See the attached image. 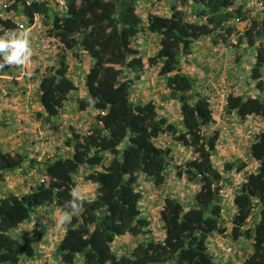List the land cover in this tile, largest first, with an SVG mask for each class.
Wrapping results in <instances>:
<instances>
[{"label": "trees", "instance_id": "obj_1", "mask_svg": "<svg viewBox=\"0 0 264 264\" xmlns=\"http://www.w3.org/2000/svg\"><path fill=\"white\" fill-rule=\"evenodd\" d=\"M12 1L14 9L23 4ZM66 1L63 15L51 0L20 7L42 14L46 33L65 47L30 97L42 107L35 111L40 126L56 125L54 148L37 160L26 148L0 147V183L7 172L36 168L26 188L0 197V264H264V8L247 7V0H175L169 15L149 11L144 19L138 0ZM202 38L230 49L237 65L222 114L228 122H261L246 154L219 166L212 158L222 130L213 126L214 72L200 78L183 67L202 62L194 53ZM86 60L81 78L76 68ZM150 76L166 87L161 101L137 96L136 85ZM171 100L174 118L164 113ZM180 148L190 150L182 161ZM171 170L193 192L165 193ZM235 177L242 182L234 184ZM83 183L93 195L80 193V210L59 222ZM146 185L162 195L157 220L145 209ZM216 237L236 252L234 260H217L209 246ZM48 238L56 243L44 252Z\"/></svg>", "mask_w": 264, "mask_h": 264}, {"label": "crops", "instance_id": "obj_2", "mask_svg": "<svg viewBox=\"0 0 264 264\" xmlns=\"http://www.w3.org/2000/svg\"><path fill=\"white\" fill-rule=\"evenodd\" d=\"M175 3V0H138L137 2V7L140 10V12L142 13L144 19H145V13L151 11L153 13H157V14H161V15H169L170 13V6ZM152 40H153V36H150L148 38V40H146L143 45H147L151 47H154V45L152 44ZM195 52L194 53H198V57L196 60L197 63H200L201 60L202 62L200 64H196V63H191L190 64V70H187V68H184L185 71L187 72H193V73H197L199 72V77L202 78L203 74L202 71H213L214 75H215V82H217V84H215V90L217 91L218 97H217V102L216 104L213 103V107H214V127H219L221 126V128H223L222 125L225 126V120L228 121L229 117L225 116L224 114H222L223 112V100L221 99L220 95H219V91L221 89L222 85L221 82L224 81V78L227 79V81H225L226 86H223L222 89L224 90H229L230 87L227 88L228 85L232 84L234 79L232 78H237L236 76V67L237 65L235 64V61L233 60L232 57V52L230 51V49H228L227 47H223L221 45H214L212 43L211 38H202L200 39L198 42H196L195 46ZM150 50V49H149ZM186 64H183V67H186ZM89 67V61L86 60L85 62H83L82 64H78L77 68H76V72L79 73V75H81V78L84 75V72L87 70V68ZM196 71V72H195ZM201 71V72H200ZM148 73L153 72V70H149L147 71ZM209 73V72H208ZM230 73V74H229ZM229 74V75H228ZM230 75L234 76L232 78H230ZM152 77H154V80H156L155 76H150V81L148 83V81L146 80V86L147 83L150 84L152 86V82L153 79ZM145 78H143L144 80ZM157 84L156 86L158 88H162L163 90L160 91V93L162 94L166 87H163V81L161 78L157 79ZM231 82V83H230ZM140 83V82H139ZM143 83V82H141ZM137 86V94H139V92L144 93L143 95H137L140 96L141 98H146V97H155L158 101H161L158 99V97H156L155 95H153L154 92L153 90H157L155 87H150L149 89L141 91L143 90L142 87H140L139 84L136 85ZM149 87V86H148ZM213 89V90H214ZM242 90V89H241ZM83 93V86L80 85V89H79V95H81ZM220 97V98H219ZM23 101L24 98L23 96L17 95V96H10L9 98L5 99L4 105L2 107H0V147L3 149H9V150H15L17 151L19 148H26L28 150V152L30 153V156L33 155V153L36 155L37 160L42 159L41 156L44 155H48L50 153V151H52V149L54 148L53 144L55 143V139L57 138V133H56V125H49V124H45L44 128H42L40 125V120L35 119V107L38 103H36L35 101H32L30 99V107L29 110L24 109L23 105ZM170 107L165 106L164 109V113L169 116V117H175V112L173 110H170V108H173L176 110L177 108V103H175L174 101L171 100ZM90 115V113H79V116H83L82 121L83 123L87 122L88 116ZM78 115V114H76ZM225 117V118H224ZM228 117V119H227ZM4 123H2V121H4ZM86 121V122H85ZM80 122V121H79ZM81 123V122H80ZM230 124H234L236 123V125H239L242 129L243 132L246 133V137L247 132H250L251 138L254 136V134L256 132H258L259 127L261 126V122L259 120H256L255 118L248 116L245 119H238V118H232L230 119V121L228 122ZM3 124V125H2ZM5 125V126H4ZM23 125V126H22ZM81 124H79V126H81ZM61 125H58V127L60 128ZM212 126V127H213ZM21 127H26L23 128V131L21 130ZM56 129V130H55ZM237 129V128H236ZM17 130V131H16ZM223 130V129H222ZM220 131V142H222V144H220V142L217 144L214 155H212V158L214 160V163L216 166H219V164H221V162H223L225 159H232L236 156H242L246 154V150H247V146H248V142L249 140L246 142V144H240L241 150L244 153H240V150L238 151V153H233L230 152L229 150H234V149H230L229 146L230 142H232V140H236L237 136H240V133H231L229 131L226 132V128H224V131ZM16 131V133H15ZM52 133H54V137L52 136ZM46 134H48L49 136H46ZM232 136V137H231ZM35 138L38 139L36 140V142L38 144H32L33 142H35ZM23 145V146H21ZM34 147V148H33ZM245 147L244 151L243 148ZM218 154L221 155L220 158H222V160L220 161V158L218 157ZM224 154V155H223ZM190 155V150L188 149L187 151L182 150L180 148V157H178L177 159L179 160H184L186 159L188 156ZM226 155H230V156H226ZM216 156V157H215ZM219 158V161H218ZM250 168L254 167L253 166H249ZM169 177H168V182L165 185V187H163V190L165 193H169V192H174L177 195H180L178 192L181 189V185L183 189H191V185H189L188 183L186 184V181L184 178H177V176L175 175L174 171L171 170L169 172ZM31 175H36V173H34V169H31L30 171L27 172H22L21 170H15L14 172H10V173H6L5 175V179L4 181H2L0 184H5L6 188H4L3 191H5L7 189V187H10V185L13 187H16V189H24L27 187L26 184V179L31 176ZM240 179V178H239ZM14 182V185H12ZM10 184V185H9ZM149 184V183H148ZM150 186V185H149ZM172 186V187H171ZM169 187L171 190H169ZM150 188V193L151 195L154 196V199L152 198H146V203H145V209L147 210V215H150L153 220H157L156 218L157 216V211L160 209L161 207V201H160V197H162L161 192H159L157 189H153L151 187ZM178 188L179 191L176 189ZM22 189V190H23ZM189 189V190H190ZM15 191V189H12L11 191ZM16 190V191H17ZM27 190V189H26ZM25 190V191H26ZM191 192L188 193H184L183 195H180L181 197H183L184 195H187ZM157 194H159L160 196H157ZM1 195V194H0ZM228 202L230 203V209L231 207V202H230V197L228 198ZM227 205V204H226ZM156 208V210L154 211V209ZM230 211H234V209L232 208V210ZM57 215V214H56ZM63 214H59L58 215V221H62ZM60 227V226H59ZM61 229V227H60ZM62 230V229H61ZM60 234V230L58 235ZM59 237V236H58ZM125 241L129 242V238L124 239ZM118 242L120 243V240H118ZM227 243L225 242L224 238H212L209 241V246L210 249L214 252V254L216 255L217 260L220 263H224L226 262L228 259H235L236 252L233 251L231 253H227L226 249L227 246L223 245V243ZM56 241L54 240H50L49 238L47 239V241L45 240V245H43V251H50V249L55 245ZM228 245V244H227ZM43 252V253H44ZM239 254H243L242 252ZM241 256V255H239ZM42 259V258H41ZM40 258L38 259L37 262H42ZM236 262V261H235Z\"/></svg>", "mask_w": 264, "mask_h": 264}, {"label": "built area", "instance_id": "obj_3", "mask_svg": "<svg viewBox=\"0 0 264 264\" xmlns=\"http://www.w3.org/2000/svg\"><path fill=\"white\" fill-rule=\"evenodd\" d=\"M42 0H20L23 4H17L18 8L11 7L12 0H0V34L6 30L25 31L29 33L32 57L22 66H9L11 72L0 69V95L9 98L10 96H23V107L29 110L30 97L37 90L41 78L46 73V65L65 47L59 37L48 35L44 29V16L38 12L27 14L21 11V6H30ZM53 9L59 15L66 14L69 5L66 0H51ZM246 6L254 9L264 8V0H247ZM31 33L33 35L31 36ZM225 100V99H224ZM223 100V104L225 101ZM42 107L37 104L36 111ZM31 111V110H29ZM40 176V175H39ZM243 179L235 177L234 184H240ZM224 198H228L230 191H222ZM51 237V235H48ZM52 240L51 238H49ZM230 251V248L226 249Z\"/></svg>", "mask_w": 264, "mask_h": 264}, {"label": "clouds", "instance_id": "obj_4", "mask_svg": "<svg viewBox=\"0 0 264 264\" xmlns=\"http://www.w3.org/2000/svg\"><path fill=\"white\" fill-rule=\"evenodd\" d=\"M32 57V49L30 46L29 33L25 31L6 30L0 34V69L8 66H22ZM71 199L67 201L64 208L65 211L62 216V222H70L72 215L78 212L81 208V194L77 190L71 193ZM230 248V246H227ZM234 250L227 251L231 253Z\"/></svg>", "mask_w": 264, "mask_h": 264}, {"label": "rangeland", "instance_id": "obj_5", "mask_svg": "<svg viewBox=\"0 0 264 264\" xmlns=\"http://www.w3.org/2000/svg\"><path fill=\"white\" fill-rule=\"evenodd\" d=\"M33 35V33H31V36ZM145 46V45H144ZM144 49H146V52L147 53H149L150 52V50H151V48H150V46H148V44L144 47ZM150 49V50H149ZM184 64H186L187 66L186 67H184V68H187V70H190V64L191 63H184ZM230 74V73H229ZM228 74V75H229ZM230 77H232V75H230ZM152 79H153V82H152V86L153 87H155L157 90H153L154 92H156V93H153V95H155V94H157V95H155L156 97H158V98H160L161 97V93H160V91H162L163 89L162 88H158L157 86H156V84H157V81L156 80H154V77H152ZM228 79V78H227ZM227 79H225L224 78V81L223 82H221V85H222V87L223 86H226V84L227 83H225V81H227ZM146 80L148 81V83L149 82H151L150 81V78H148V79H145V80H141V81H139L140 83H138L139 85H140V87H142V89L143 90H141V91H143L144 92V90H146L147 91V89H149V87L148 86H146ZM141 82H143V83H141ZM231 83V82H230ZM232 85V84H231ZM141 93V94H140ZM139 94L140 95H143L144 93H142V92H139ZM219 95H220V97H221V99L222 100H224L225 99V90H223L222 88H221V90L219 91ZM219 97V98H220ZM5 97H3V96H1L0 95V107H2L3 105H4V102H5ZM170 110H172V108H170ZM68 113V112H67ZM66 113V114H67ZM75 117H76V115H71V118L73 119V121L75 120ZM225 118V117H224ZM79 124H81L80 122H78L77 123V125H79ZM23 126V125H22ZM223 126V130H224V128H226V132L227 131H229V132H231V133H240V136H237V139L236 140H232V142H230V145L231 146H229V148L230 149H234V150H229L230 152H233V153H238V151L240 150V153L242 154L243 152H242V150H241V147H240V145H239V143L242 145V144H246V142L251 138V135H250V132H247V137H246V133L245 132H243L241 129V127L239 126V125H236V123H234V124H230V123H228V121H226L225 120V126L224 125H222ZM23 128H26V127H21V130L23 131ZM237 128V129H236ZM17 131V130H16ZM16 131H15V133H16ZM54 135V133H52V136ZM46 136H49L48 134H46ZM55 136V135H54ZM53 136V137H54ZM232 137V136H231ZM36 140H38V139H36L35 138V142H33L32 144H38L37 142H36ZM220 144H222V142H220ZM219 145V144H218ZM21 146H23V145H21ZM34 148V147H33ZM23 148H19L17 151H21ZM244 154V153H243ZM242 154V155H243ZM224 155V154H223ZM226 156H230V155H226ZM36 157V155L33 153V155L32 156H30L29 155V158L30 159H33V158H35ZM216 157V156H215ZM218 157L220 158L221 157V155H219L218 154ZM41 158H43V156H41ZM219 158H218V161H219ZM222 160V158H220V161ZM26 163H28V160L26 161ZM222 163V162H221ZM252 166V164L251 163H249V166ZM26 168V170L27 171H30L31 170V166H26L25 167ZM34 173H36V168L34 169ZM170 175V174H169ZM13 184L12 185H14V182H12ZM10 185V184H9ZM147 187H149L148 185H146ZM172 187V186H171ZM4 188H6V185L5 184H0V197H2V196H5L6 194H8L9 193V191H11L12 189H16V187H13L12 188V186L10 185V187H7V189L5 190V191H3L4 190ZM178 191H179V189L178 188H176ZM190 189V188H189ZM189 189H183L182 188V185H181V189H180V191L178 192L180 195H183L184 193H188V192H190V191H192L193 192V190H189ZM17 190V189H16ZM22 190V189H21ZM21 190H20V192H21ZM26 190V189H25ZM76 190L79 192V193H83V194H85V195H88V196H92L93 195V193H94V188L92 187V185L91 184H88V183H83V184H81V185H79L77 188H76ZM169 190H171L170 189V187H169ZM150 191V190H149ZM148 196V198L150 197V198H152V199H154V196L153 195H151V193L149 192V194H147ZM157 196H159V194H157ZM229 197H231V195H229ZM227 199V198H226ZM228 200L229 199H227L226 200V203H227V208H229V210H232V208L230 209V203L228 202ZM156 210V208L154 209V211ZM232 212V211H231ZM223 245H225V244H223Z\"/></svg>", "mask_w": 264, "mask_h": 264}]
</instances>
